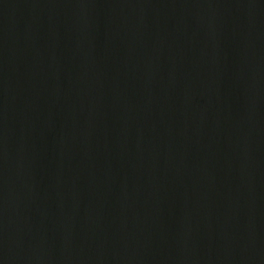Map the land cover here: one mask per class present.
Masks as SVG:
<instances>
[{"label": "water", "instance_id": "obj_1", "mask_svg": "<svg viewBox=\"0 0 264 264\" xmlns=\"http://www.w3.org/2000/svg\"><path fill=\"white\" fill-rule=\"evenodd\" d=\"M0 264H264V0H0Z\"/></svg>", "mask_w": 264, "mask_h": 264}]
</instances>
